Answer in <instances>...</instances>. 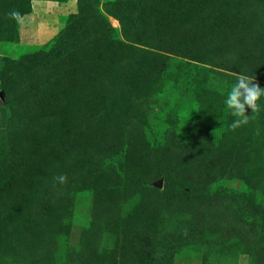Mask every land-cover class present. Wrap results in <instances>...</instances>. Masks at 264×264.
<instances>
[{"label":"rangeland","instance_id":"1","mask_svg":"<svg viewBox=\"0 0 264 264\" xmlns=\"http://www.w3.org/2000/svg\"><path fill=\"white\" fill-rule=\"evenodd\" d=\"M83 1L0 0V264H264V0Z\"/></svg>","mask_w":264,"mask_h":264},{"label":"crops","instance_id":"2","mask_svg":"<svg viewBox=\"0 0 264 264\" xmlns=\"http://www.w3.org/2000/svg\"><path fill=\"white\" fill-rule=\"evenodd\" d=\"M76 10L77 4L74 0L64 3L51 0H31L29 13L22 15L18 21L19 43L39 44L51 39L55 32L49 30L57 29V18L73 14Z\"/></svg>","mask_w":264,"mask_h":264},{"label":"clouds","instance_id":"3","mask_svg":"<svg viewBox=\"0 0 264 264\" xmlns=\"http://www.w3.org/2000/svg\"><path fill=\"white\" fill-rule=\"evenodd\" d=\"M253 81V77L241 74L227 92L224 103L230 113L235 117L229 125L232 129L248 122V116L245 115L246 106L252 109V112L264 107V105L259 103L260 99L264 97V88H261ZM56 179L60 183H63L66 178L60 175Z\"/></svg>","mask_w":264,"mask_h":264},{"label":"trees","instance_id":"4","mask_svg":"<svg viewBox=\"0 0 264 264\" xmlns=\"http://www.w3.org/2000/svg\"><path fill=\"white\" fill-rule=\"evenodd\" d=\"M30 1L31 0H28V8H27V11L26 12H24V13H22L21 15H19V18L17 19V24H16V31H17V29H19V26H18V21H19V19H20V17L22 16V15H24V14H26V13H29V11H30ZM51 1H61V0H51ZM66 1H68V0H63L62 2H66ZM82 1L83 0H76V4H77V14H75V15H73V14H69V15H72V16H76L77 15V17H76V19H79V18H81V16H82V11L84 10V8H83V3H82ZM84 2V1H83ZM68 15V16H69ZM71 17V16H70ZM72 18V17H71ZM59 34V33H58ZM17 42H19V38H18V32H17Z\"/></svg>","mask_w":264,"mask_h":264}]
</instances>
